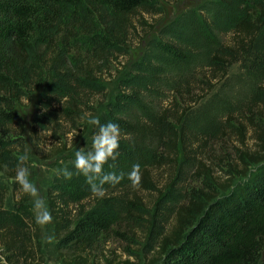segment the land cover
I'll return each mask as SVG.
<instances>
[{
    "label": "trees",
    "instance_id": "1",
    "mask_svg": "<svg viewBox=\"0 0 264 264\" xmlns=\"http://www.w3.org/2000/svg\"><path fill=\"white\" fill-rule=\"evenodd\" d=\"M165 5L0 0V264H85L100 235L124 236L116 209L143 222L149 211L136 191L157 189L147 176L161 167L164 150L185 142L186 116L222 87L238 85L240 96L249 91L240 120L264 152V111L250 108L264 105V0L186 3L134 55L130 38L137 25L146 33L143 16L161 15ZM90 115L120 127L118 156L104 171L123 175L103 186V193L119 197L91 191L74 167L77 148L90 149L97 131ZM41 133H52L46 150ZM238 158L246 170L245 155ZM134 164L138 177L129 175ZM21 165L34 183L43 166L52 214L46 224L36 222L35 197L15 180ZM62 165L73 172L70 178L59 171ZM168 195L159 190L153 208ZM171 221L158 242L156 264H264V166L220 198L193 192Z\"/></svg>",
    "mask_w": 264,
    "mask_h": 264
},
{
    "label": "rangeland",
    "instance_id": "2",
    "mask_svg": "<svg viewBox=\"0 0 264 264\" xmlns=\"http://www.w3.org/2000/svg\"><path fill=\"white\" fill-rule=\"evenodd\" d=\"M162 1L166 5L161 15L152 19L146 15L143 16L147 20L146 33L137 25L136 21L140 17L137 15L132 19V24L137 25L139 30L130 38L134 55L138 53L140 56L143 49L153 40L157 29L165 25L169 19L180 15L186 3H200L204 0H182L180 5L175 1L181 0ZM209 10L212 8L210 7ZM183 33L186 35L187 31L184 30ZM153 49L155 50L154 45ZM241 91L243 90H240L238 85L222 87L218 95L205 100L201 106L195 107L186 116L181 125L186 132L185 142L181 141L177 145L175 143L170 151L164 150L165 155L160 161L161 167L152 169L147 176L149 183H153L157 191L148 192L140 190L141 188L136 191L138 198L147 205L149 214H145L144 221L140 222L136 217L132 218L131 215L128 216V213L125 214L123 209H116L124 236L100 235L94 241L95 249L88 253L90 255L85 264H156L159 256L158 242L172 225L171 213L185 203L193 192L201 191L203 196L211 195V197L220 198L251 180L263 168L264 152L256 146V141L253 140L252 132L248 128V122L240 120L242 111L250 101L249 91L240 96ZM257 100L258 98L255 97V101ZM257 104L262 103L257 102ZM252 107H255L256 111H264V105H252L250 108ZM51 135L52 133L40 134V143L44 150L51 142ZM240 153L245 155L248 166L246 170L238 158ZM253 156L255 159L257 156H262V159L253 162L251 160ZM64 168L65 165H62L61 169ZM36 169L35 184L39 189L38 194L44 198L43 166L39 165ZM8 184L11 183L8 182ZM159 190L169 195L157 209H154L153 202ZM101 196L113 198L121 195L116 192L103 193ZM126 196L130 197L127 194ZM96 199L93 197L88 202L89 207L93 206ZM152 216L154 221L151 220ZM261 259L263 262L264 248ZM42 264L60 263L54 259Z\"/></svg>",
    "mask_w": 264,
    "mask_h": 264
},
{
    "label": "clouds",
    "instance_id": "3",
    "mask_svg": "<svg viewBox=\"0 0 264 264\" xmlns=\"http://www.w3.org/2000/svg\"><path fill=\"white\" fill-rule=\"evenodd\" d=\"M88 123L97 126V131L92 138V147L84 150L83 147L77 148L75 152L74 167L86 176L90 184L91 191L102 195L104 192V184L106 182L116 183L123 174L118 175L115 172H105L104 164L109 158L115 160L118 156L116 151L119 147L120 127L117 123L109 121L101 123L100 118L95 115L88 117ZM21 160H26L27 155H22ZM139 164L132 166L130 176L138 177ZM65 178H70L73 172L67 168L59 170ZM30 171L26 166H18L16 169L15 180L20 185L23 192L35 197L34 208L37 210L35 220L39 224H46L52 220V214L49 210L45 199L40 196L39 189L36 184L29 178ZM52 239L51 236L47 237Z\"/></svg>",
    "mask_w": 264,
    "mask_h": 264
}]
</instances>
